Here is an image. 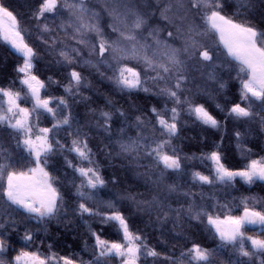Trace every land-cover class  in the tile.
<instances>
[{
	"label": "trees",
	"instance_id": "trees-1",
	"mask_svg": "<svg viewBox=\"0 0 264 264\" xmlns=\"http://www.w3.org/2000/svg\"><path fill=\"white\" fill-rule=\"evenodd\" d=\"M87 7L99 14L100 24L103 27L106 38L109 41L118 38L119 33L113 32L108 26L112 23L109 12L114 7L124 13L126 9H133L142 14L149 23L144 28L149 31L153 23H157L160 29V38L169 42L183 41L176 27L182 29L187 26L188 20L199 19L200 12L195 10L185 11L180 3L188 6L189 0H88ZM42 0H0L17 16L26 42L33 46L38 55L34 60V74L39 76L46 84L42 92L44 96L64 97L69 104V110L77 119L83 133L86 134L89 147L92 149L94 162L99 167L106 183L100 190L104 198L112 200L117 210L121 211L129 223L131 231L143 237L148 248H154L158 257L149 256L143 264H193L188 257V249L194 243L201 247L214 250L212 260L214 264H261L264 261V253H255L250 259L239 257L231 245L220 247L221 241L206 224V216L201 214L199 219L193 218L186 211L188 206L195 205L205 208L207 213H217L220 216L238 215L245 207H255L264 210V181L256 180L249 184L236 178L233 182L220 184H203L192 177L193 172H200L212 176L214 172L213 162L207 158L212 151L221 153L222 162L230 169H240L248 165L250 160L264 156V130L257 117L237 118L230 115L229 110L234 103L247 106L240 92L239 81L229 77L223 87L218 82L209 81L198 59L188 60L189 77L186 90L181 99L188 97L205 107L220 121V126L213 128L203 124L190 115L187 105H176L166 95L159 94L162 83L147 81L149 92L142 90L127 92L117 88L112 76V69L104 64L99 67L85 64L87 59L98 58L86 45H79L73 39V27L69 24L72 12L65 4H71L74 0H59L55 14H46L42 19H36L35 13ZM224 5L223 14L236 20L264 27V0H220ZM170 5L167 13L169 20H165L161 11ZM187 15L188 20L182 21L181 16ZM129 22L133 19L128 16ZM153 22V23H152ZM168 23L169 28L163 27ZM48 24L51 31H43V25ZM64 25V28L61 25ZM65 28L67 29L65 31ZM172 31L173 37L168 38L167 32ZM55 37V42H53ZM147 37V43L152 44V38ZM87 39L91 43L97 42L95 33H88ZM179 39V40H178ZM207 41V37L205 39ZM47 41V43H45ZM72 47L80 49V55H72L75 60L67 64L59 57V50H70ZM108 55L107 53L105 54ZM111 62V61H110ZM23 63L22 56L15 52L6 42L0 38V87H11L13 90H24L20 83L21 74L17 69ZM130 66L138 67L144 76L143 64L128 61ZM75 68L85 78L79 92L73 89V94L65 92V86L69 83V73ZM154 73L148 72V76ZM109 101L111 103H109ZM178 107L181 111L178 123V132L168 148H175L176 154L181 160V170L164 171L163 182L157 184L163 166H155L151 158L145 157L143 152L119 153V145L115 142L123 136L135 138L138 134L150 137H161L159 126L155 123L152 107L163 110ZM219 105L220 107H217ZM256 110L263 113L261 103H255ZM116 109H121L128 117L127 123L120 117ZM100 111L113 113L110 132L98 126L103 121ZM141 116L145 124L141 128L136 127L135 117ZM50 124V120H47ZM124 128V133L119 129ZM240 136L237 137L236 133ZM17 136L12 129L0 125V147L7 150L8 162L16 170H26L34 166L31 158L20 162L19 158L26 153L16 145ZM239 146L245 150L241 153ZM3 158H0L2 160ZM145 166H151L147 168ZM49 172L58 177L56 186L63 197L64 208L55 217L35 221L22 210L6 202L0 194V223L5 228L0 229V235L4 237L9 251L3 257L11 260L21 249L38 251L43 256L55 254L57 257L68 256L79 264H94L95 231L102 239L109 241H122L123 236L114 221L104 222L98 217L84 215L75 211L79 203L77 195V175L71 167L65 163V154L56 149L49 156L47 165ZM177 185V191L169 193L167 185ZM192 193L194 195H186ZM134 197V199H129ZM164 203L161 210L156 203L150 202L153 198ZM167 205L172 209H181L179 216L175 212H169L167 219H163V212L168 211ZM109 211V210H108ZM160 217V218H158ZM13 221L15 223L13 224ZM31 232L33 240H23L25 231ZM249 234H255L252 229H246ZM259 234V233H258ZM184 253V255H182Z\"/></svg>",
	"mask_w": 264,
	"mask_h": 264
},
{
	"label": "snow or ice",
	"instance_id": "snow-or-ice-1",
	"mask_svg": "<svg viewBox=\"0 0 264 264\" xmlns=\"http://www.w3.org/2000/svg\"><path fill=\"white\" fill-rule=\"evenodd\" d=\"M58 7H61L59 0H42L35 13L36 19L44 18L46 14H55ZM62 7H67L72 12L73 18L69 20L74 32L72 38L79 45L89 46L91 53H94L98 58V61L87 59L84 63L97 68L99 64H104L111 68L113 74L109 79L113 80L121 91L142 90L149 92L150 89L146 86L148 79L162 83L164 86L159 88V94L166 95L176 105L186 104L188 113L194 115L203 124L213 128L219 127L220 121L209 112L204 104L196 103L188 97L181 99L189 79L187 61L196 57L199 58L198 62H211L213 60L210 45L204 42V37L213 33L218 37L219 44L223 45L226 56L238 64V75L243 73L246 76L245 79L241 80L242 98L246 100L254 98L264 106V27H257L252 23L237 22L224 15V5L220 3V0H189L187 7L180 3V7L185 8L186 13L190 10L201 12L203 21V24L199 25L195 21L188 20L187 15L180 17L182 21L188 20L185 28L176 27L177 33L181 34L183 39L181 47H174L168 42V39H161L159 28L152 29L147 33V36H150L153 41L152 44L147 43V37L139 34L147 24L146 18L139 12L129 9L127 4L123 5L126 9L124 13L118 11L119 5L109 12L113 20L108 26L113 32L119 33L118 38L112 41H109L105 36L99 14L92 11L91 17H89L91 10L87 7L85 0H74L73 3L65 4ZM169 9L170 5L161 11L165 20H169L167 15ZM129 14L133 17L131 22L128 19ZM61 27L64 28V25L62 24ZM43 31H51L48 24L43 25ZM90 32L95 33L96 43H91L87 39V34ZM0 37L11 44L23 58V63L17 71L22 74L20 83L26 88L25 94L32 103L31 109L24 107L21 103L20 91H15L11 87H0V124H6L13 130L17 136V147L26 153V156L22 155L18 162L31 158L34 165L27 167L26 170L14 169L12 164L8 162L7 150L0 147V158H3L0 160V194L3 195L7 203L15 206L17 210H22L30 218L37 221L55 217L61 210L67 212V209L64 208L61 192L56 186L58 177H54L49 172L47 165L49 156L56 150L50 134L54 130L59 132L60 129H72L68 134L73 138L66 150L75 153L82 162H87L89 165L88 167H79L65 157V163L82 178L77 187V195L81 202L78 203L75 211L82 217L87 214L88 216H101L104 222L115 221L123 233V242L105 240L100 235L93 233L95 247L99 249L94 264H103L101 258L111 255L121 257L122 264H140L142 251L148 256L158 257L159 253L154 248H148L143 237L130 230L125 215L121 211L115 210L113 202H107V207L114 209L110 212H101L83 202L93 200L91 190L103 187L106 181L99 168L92 166L95 163L92 159V149L89 147L87 136L83 133L82 128L78 125L74 126V117L69 110L68 101L64 97L41 95L42 89L45 88V82L33 71L35 68L34 60L38 53L33 46L26 42L17 16L3 3H0ZM167 37L172 38L173 33L169 31ZM53 42H55V37H53ZM72 53L79 56L80 49L78 47H72L67 51L61 49L58 55L63 62L72 64L75 60ZM128 61H135L137 64L142 63L144 76L138 67L130 66ZM149 71L154 75L148 76ZM210 78L212 77L210 76ZM82 84L86 86L85 78L80 71L72 68L69 73V83L65 86V92L72 95L74 88L76 92H79ZM54 103L55 107L52 106ZM109 103L111 102L109 101ZM217 107L220 106L217 105ZM116 111L127 123L128 117L125 112L121 109H116ZM41 112L51 115L54 120L51 128L39 126L38 119ZM151 112L154 114L156 125L159 126L161 137L138 134L135 138L128 137L127 139L121 136L115 142L120 149L117 155L125 153H137L139 155L140 152H143L145 157L152 159L155 166L162 165L163 169L157 181H154V183L159 184L163 182L165 170L176 172L181 170V160L176 154L175 148L171 149L172 154H169L168 151L172 138L178 132L177 121L180 109L178 107L169 109L165 105L163 110L152 107ZM167 112H170L171 116L166 117L165 113ZM33 113L37 114L35 124L33 123ZM229 113L237 118H251L253 116L250 105L243 107L240 103H234ZM99 115L103 123L98 126L103 127L105 132H110L113 113L100 111ZM135 121L137 128H141L145 124V120L141 116H136ZM262 123H264V118H262ZM124 131V128L119 129L122 134ZM236 135L239 137L240 133L237 132ZM56 145L60 150H65V145L61 144L59 140H56ZM208 159L213 162L214 177L200 172L193 173V178L203 184L211 185L214 180L231 183L237 177L249 184L255 180L264 181V157L252 159L246 167L240 169L226 167L219 151L209 153ZM145 167L150 168L151 166ZM85 189L89 191H85ZM167 191L169 193L177 191V185H167ZM186 195L194 194L186 193ZM129 199H134V197H129ZM137 203L138 205L156 203L161 210L165 207L164 203L155 197L153 201ZM166 207L168 211L163 212V219H167L169 212H175L179 216L181 209H172L171 205ZM186 211L195 219H199L201 214L207 216V223L214 228L215 234L221 241V248L231 245L239 253V257L250 259L254 252L246 250L244 242L248 240L251 241L255 252L264 253V239L253 236L246 237L243 231L246 225L264 227V210L250 208L245 203L242 215H226L221 218L218 215L213 216L205 212L193 201ZM14 223L15 221H13ZM2 228H5V224L0 223V229ZM6 235L7 233L0 235V264H50V261H54L55 264H76V261L68 256L57 258L55 254H52L49 257L41 255L38 251L24 249H21L11 260H5L3 257L9 251L4 238ZM23 240L31 242L33 240L31 232L26 230ZM213 251L194 243L188 249L187 254L193 264H213ZM237 264H243V262L239 261L238 258ZM261 264H264V261Z\"/></svg>",
	"mask_w": 264,
	"mask_h": 264
},
{
	"label": "rangeland",
	"instance_id": "rangeland-1",
	"mask_svg": "<svg viewBox=\"0 0 264 264\" xmlns=\"http://www.w3.org/2000/svg\"><path fill=\"white\" fill-rule=\"evenodd\" d=\"M85 3H89L88 0H85ZM202 13L200 12V16H199V19H193L192 21H195L196 24H199V25H202L203 24V21H202ZM149 23V21H147V24ZM153 23V22H152ZM146 24V25H147ZM157 23H153V26H150L148 29L149 31L152 30V29H155L157 28ZM163 27H166V28H169V25L168 23H165L163 25ZM169 30V29H168ZM147 31L145 28L142 29V31L139 33L141 36H147V33L149 32ZM171 31V30H169ZM168 31V32H169ZM167 32V33H168ZM172 32V31H171ZM166 33V34H167ZM207 37V41L205 40ZM206 37H204V42L208 45H210V48H211V51H212V55H213V60L211 62H201L202 64V69H203V72L206 76V79L209 80V81H213V82H218L220 85H225L226 83V80L229 78V77H232V78H235L239 81V84H240V92H241V80L242 79H245L246 76L243 74V73H240L238 75V64L236 62H234L233 60H231L230 57H227L226 54H225V50L223 49V45L219 44L218 42V37L213 34V33H209ZM2 40L3 38L0 37ZM164 39V38H163ZM179 40V39H178ZM4 41V40H3ZM6 42V41H4ZM169 42V41H168ZM15 52H17L12 46L11 44H9L8 42H6ZM170 44H172L174 47H181L182 44H183V41L181 40L180 42H174V43H171L169 42ZM18 53V52H17ZM20 54V53H19ZM21 55V54H20ZM192 59H195V61L198 59V57L196 58H192ZM190 59V60H192ZM22 75V74H21ZM210 76L212 78H210ZM21 79V77H20ZM45 88H46V84H45ZM42 89L41 91V95H43V91L45 90ZM15 91H20L21 92V103H22V106L24 107H28L31 109L32 107V103H31V100L30 98H28L26 96V88H24V90H15ZM247 101V106L245 107H249L250 105V110L253 112V116L252 117H257L258 120L261 122V125L263 127V130H264V123H262V118H264V106L262 108V112L261 113L260 111L256 110L255 107H254V104L255 103H261L260 101L252 98V99H249V100H246ZM53 107H55V103L52 105ZM176 107V106H175ZM170 109V108H169ZM36 113H33V123L35 124L37 121H36ZM166 117L168 116H171V113L170 112H167L165 113ZM181 116V111H180V115H179V118ZM194 116V115H193ZM195 117V116H194ZM47 120H50V124L48 125L47 124ZM179 120L177 121V127H178V123H179ZM38 123H39V126L40 127H49L51 128L54 124V120L52 119L51 115L50 114H47V113H44V112H41L39 114V119H38ZM1 126L3 127H7L9 128L6 124H0ZM78 124L77 122V119L74 118V126H76ZM72 129H60L59 132H56V130L53 131V133L50 134V137L52 138V143L54 145V148L55 149H59V147L56 145V140H59L61 144L65 145V150H61L64 152L65 154V157H67L68 160H71L72 163L74 165H77L79 167H88L89 165L87 164V162H82L76 155L75 153H70L66 150L67 146L70 145V142H71V139L73 138L71 135H69L68 133L71 132ZM175 137V136H174ZM173 137V138H174ZM173 138H172V141H173ZM171 141V143H172ZM239 149H240V152L243 154L245 153V150L239 146ZM170 154V153H169ZM264 157V156H262ZM208 158V156H207ZM261 158V157H260ZM92 159L94 160V158L92 157ZM256 159H259V158H256ZM92 166L94 167H97L96 164L94 163ZM72 168V167H71ZM99 168V167H98ZM73 169V168H72ZM100 170V169H99ZM74 171V169H73ZM75 172V171H74ZM76 175H77V180H78V186L80 185L81 183V177L79 176V174L77 172H75ZM101 173V172H100ZM195 173V172H193ZM193 173H192V177H193ZM102 175V174H101ZM211 177H214V172H213V175ZM239 179H241L242 181L246 182L245 180H243L242 178L240 177H237ZM194 179V178H193ZM214 182H217V183H220V184H227V183H223V182H220V181H215ZM233 182V181H232ZM256 180L253 182L255 183ZM247 183V182H246ZM251 183V184H253ZM103 187H100L98 189H95V190H91V193L94 197L93 200H88V201H83L85 203L88 204L89 207H93V208H97L99 211L101 212H110L114 209H110L107 207V202L111 201L113 202L112 200L110 199H107V198H104L102 195H101V192L100 190L102 189ZM85 191H89L88 189H85ZM79 202L80 201V198H79ZM114 203V202H113ZM115 204V203H114ZM253 207V206H252ZM250 207V208H252ZM205 212V208L202 206L201 207ZM255 208V207H254ZM257 209V208H256ZM109 210V211H108ZM115 210H117V207L115 205ZM258 210V209H257ZM212 214L213 216H217L218 214L217 213H210ZM243 214V210L240 214L238 215H235V216H239V215H242ZM87 215V214H85ZM220 216V215H218ZM93 217V216H91ZM94 217H98L100 218L102 221L103 218L101 216H94ZM221 218H223L224 216H220ZM33 219V218H32ZM35 221H37L36 219H33ZM43 221V220H41ZM115 222V221H114ZM206 224L208 225L207 223V216H206ZM208 227L212 230V232L215 234V230L214 228H212L210 225H208ZM246 229H252L253 232H255V234H249L246 232ZM121 231V230H120ZM244 233H245V236H253V237H258V238H261V239H264V227L260 226V225H246L243 229ZM93 233H96L95 231ZM122 233V231H121ZM259 233V234H258ZM97 234V233H96ZM122 236H123V233H122ZM95 237V236H94ZM218 237V236H217ZM118 242H123V239L122 241H118ZM245 248L246 250H248L249 252H254L255 253H260V252H255V250L252 248V245H251V241H248V240H245ZM94 247H95V243H94ZM236 251V250H235ZM99 252V249L95 247V251H94V255L96 256ZM237 252V251H236ZM50 257V256H49ZM59 258V257H57ZM149 256L146 255V254H143V251H142V255H141V258H140V264H143V262L148 259ZM103 264H122V259L121 257L119 256H115V255H111V256H106V257H102L101 258ZM50 264H55L54 261H50ZM76 264H79L76 262ZM214 264V263H213Z\"/></svg>",
	"mask_w": 264,
	"mask_h": 264
}]
</instances>
